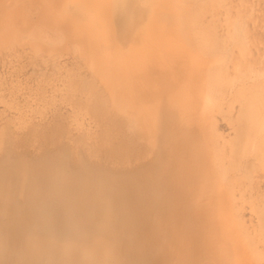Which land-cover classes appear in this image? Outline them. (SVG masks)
Wrapping results in <instances>:
<instances>
[{"label":"bare ground","instance_id":"obj_1","mask_svg":"<svg viewBox=\"0 0 264 264\" xmlns=\"http://www.w3.org/2000/svg\"><path fill=\"white\" fill-rule=\"evenodd\" d=\"M206 3L0 0V52L71 54L60 97L101 129L104 149L42 132L51 145L29 158L0 132V264H261L235 195L253 173L242 158L260 104L249 92L236 135L219 133L220 78L245 39L235 23L228 46L217 40ZM261 130L253 150L264 157Z\"/></svg>","mask_w":264,"mask_h":264},{"label":"rangeland","instance_id":"obj_2","mask_svg":"<svg viewBox=\"0 0 264 264\" xmlns=\"http://www.w3.org/2000/svg\"><path fill=\"white\" fill-rule=\"evenodd\" d=\"M202 19L224 46L230 43L235 23L241 27L245 39L243 53H240L236 46H230L227 68L220 78L221 85L227 92L224 103L221 109L216 111L215 116L219 133L221 132L224 138L231 139L236 135L234 133L238 132V116L245 113L243 107L239 106L241 102L248 104L249 92L255 95L260 104V109L252 110L246 152L242 158L243 165H249L251 162L249 167L253 173L240 179L235 195L239 198L237 199L238 213L247 224L255 245L259 248L261 264H264V245H261L264 240L256 232L258 228L256 216L260 213L264 216V157L260 152L253 150L255 133L261 128L264 134V114H262L264 113L262 111L264 109V76H262L264 74V0H207ZM8 50L4 49L0 52V132L6 129L9 134L11 132L10 142H14L11 146L15 147L16 152L19 154L26 152L25 155L32 158L46 147H50L51 144H47L41 137L43 132L47 136L51 134L63 136V139L66 138L65 144L70 141L72 144L81 146L80 149L84 154H103L104 149L99 147L101 129L99 131V127L87 118L79 116L80 119L71 106L66 101L63 102L60 97L63 92L60 80L63 73L68 69L77 68L72 55L63 54L50 59L33 56L27 46ZM3 146L1 142L0 150ZM3 154V150L0 151V161ZM245 185L248 187L246 188Z\"/></svg>","mask_w":264,"mask_h":264}]
</instances>
